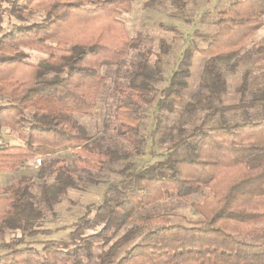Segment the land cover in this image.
Instances as JSON below:
<instances>
[{
  "label": "trees",
  "instance_id": "obj_1",
  "mask_svg": "<svg viewBox=\"0 0 264 264\" xmlns=\"http://www.w3.org/2000/svg\"><path fill=\"white\" fill-rule=\"evenodd\" d=\"M133 1L0 0V97H7V103H0V131L9 129L20 140L0 144V173L17 170L40 147L74 146L77 161L87 169L131 158L129 151L93 140L74 113L95 111L106 83L100 67L122 64L142 44V31L130 36L120 18ZM161 1L147 0L142 8H155ZM169 1L180 9L189 2ZM263 15L264 0H234L218 12L217 31L201 49L206 56L201 88L208 97L217 95L219 104L184 137L173 139L164 157L140 166L126 163L103 200L70 225L71 245L63 240L42 249L28 244L29 237L50 232L43 227L45 211L33 199V176L22 174L0 186V264H264V120L249 115L242 123L205 126L218 114L264 106V87L244 102L226 104L220 97L227 84L221 65L237 68L247 43L263 26ZM170 47L161 41L163 51ZM25 48L48 55L32 62ZM147 55L142 52L139 73L146 69ZM159 59L154 73L145 72L142 81L132 79L125 86L122 91L133 97L121 99L116 107L117 132L133 143L140 136L143 104L156 99ZM189 75V68L173 72L160 90V110L174 108ZM186 142L187 152L178 157L179 146ZM37 177L47 205L77 186L63 158L44 162ZM199 191L206 192L191 204L202 216L198 223H176L169 220L170 213L144 210ZM8 231L20 235L7 239Z\"/></svg>",
  "mask_w": 264,
  "mask_h": 264
},
{
  "label": "rangeland",
  "instance_id": "obj_2",
  "mask_svg": "<svg viewBox=\"0 0 264 264\" xmlns=\"http://www.w3.org/2000/svg\"><path fill=\"white\" fill-rule=\"evenodd\" d=\"M142 1L133 2L136 11L122 12L120 15V18L127 23L133 36L138 31H142L144 34L142 44L138 49L131 50L122 64L100 67V72L106 75V83L101 88L95 111L92 114L74 113L76 119L87 125L93 140L103 142L105 147L129 151L131 158L116 163L106 162L101 168L87 169L77 161V152L74 146L67 145L56 149L40 147L39 150H36L35 157L43 155V149L52 151L51 156L44 157L45 162L51 158H63L73 169L77 180L76 187L69 188L57 202L47 205L41 198L38 186L40 182L37 177L38 168L29 164L23 169L37 181L33 187V199L45 211L46 219L43 227L50 230L49 233L44 234L43 232L27 239L28 244L38 249L57 240H63V243L71 245L70 225L88 208L96 207L103 200L107 186L122 177L120 169H123L126 163L140 166L164 157L168 154L167 149L169 144L173 143V139L184 137L201 122L205 113L219 104L217 95L208 97L207 90L201 88L206 64V56L201 53V49L207 47L217 31L218 12L228 8L234 0H189L184 9L174 7L169 0H162L155 8L142 9L139 6ZM174 18H178L180 21L174 20ZM262 20L263 26L247 43L237 68L232 71L221 65L227 84L220 97L226 104L244 102L256 96L264 87V61L262 60L264 50L260 51L259 49L260 46H264V15ZM162 40H166L171 46L168 52L161 48ZM25 50L29 54L28 59L32 62L48 55L47 51L33 48H25ZM142 52L148 54L147 64L146 69L139 73L138 66L139 61L143 58ZM158 58L161 60L162 72L160 75L155 74L154 76L156 78V82H154L156 99L150 104H143L145 115L140 125V136L138 142L133 143L117 132L120 121L116 117V107L121 99L129 96V92L122 91L125 86L132 79L140 82L146 77V73L150 75L154 73ZM178 68H189L188 85L172 110H160L157 105V99L161 96L160 90L168 85L173 72ZM131 96L133 97L132 93L129 98ZM0 103H7V97H0ZM249 115L256 121L264 120V106L262 104H255L251 107L243 106L237 110L218 114L208 120L205 126L242 123L250 119ZM0 133L3 134L1 139L3 138L11 144L14 143L11 134L15 133L6 128H3ZM17 138L20 142L18 136ZM187 150L188 143H182L178 148V157L184 156ZM34 158L32 159L34 160ZM13 174L18 180L22 171ZM205 192H195L183 200L167 199L148 206L144 210L147 213L167 212L170 213L168 214L170 221L195 224L202 220V216L192 208L191 204L200 201ZM14 235L19 236L20 233L8 231L6 237L10 239ZM99 249L98 246L96 252H99ZM1 252L4 250L0 249Z\"/></svg>",
  "mask_w": 264,
  "mask_h": 264
},
{
  "label": "crops",
  "instance_id": "obj_3",
  "mask_svg": "<svg viewBox=\"0 0 264 264\" xmlns=\"http://www.w3.org/2000/svg\"><path fill=\"white\" fill-rule=\"evenodd\" d=\"M137 0H134L133 2H136ZM147 1V0H143L142 2L139 3V6L140 8H142V4H144V2ZM143 9V8H142ZM136 11L134 9V5H132V9L130 11H128L127 13H130L132 11ZM123 20V19H122ZM174 20H177V21H180V19L178 18H174ZM124 21V20H123ZM176 21V22H177ZM125 22V21H124ZM178 23V22H177ZM126 24V27H127V30H128V33H130V30L128 28V25L127 23L125 22ZM130 36H133L132 33L129 34ZM12 137H13V140H14V143L12 144H17L19 143L18 141V138H17V135L15 134H11ZM29 164H32L34 166V160L33 159H29L27 160L22 166H20L17 170H13V171H1L0 173V186H4V185H7V184H10V183H13L15 182V180H17V178L14 177V174L13 173H20V171H22V174H28L27 172H25L23 169H25V166L26 165H29ZM11 173V174H9ZM9 174V175H7ZM21 175V174H20ZM8 180V181H7Z\"/></svg>",
  "mask_w": 264,
  "mask_h": 264
},
{
  "label": "built area",
  "instance_id": "obj_4",
  "mask_svg": "<svg viewBox=\"0 0 264 264\" xmlns=\"http://www.w3.org/2000/svg\"><path fill=\"white\" fill-rule=\"evenodd\" d=\"M2 133H0V144L2 145H8V144H11V143H8L6 140H4L3 138L1 139L2 137ZM6 137V136H5ZM7 138V137H6ZM44 151H42L43 155H38L34 158V166L36 168L40 167L44 162V157H49L52 155V151H50L49 149H43ZM39 154V153H38Z\"/></svg>",
  "mask_w": 264,
  "mask_h": 264
}]
</instances>
